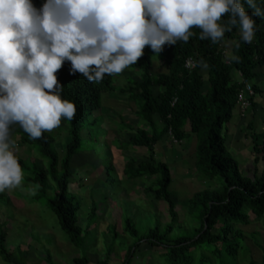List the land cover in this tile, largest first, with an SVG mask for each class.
<instances>
[{
    "label": "trees",
    "instance_id": "obj_1",
    "mask_svg": "<svg viewBox=\"0 0 264 264\" xmlns=\"http://www.w3.org/2000/svg\"><path fill=\"white\" fill-rule=\"evenodd\" d=\"M33 2L39 7L43 0ZM256 20L258 29L254 40L250 44L241 42L238 49L233 43L239 39L237 30L226 33L224 42L214 44L210 39L200 40L198 28L193 29L197 35L187 43L180 41L176 45H165L160 54H154L146 46L137 64L126 68L132 71L125 76L126 89L115 85L118 74L106 75L103 81L97 83L82 74H70V62L63 64L57 71L63 86L62 97L75 102L77 112L71 121L61 119L65 126V141L68 142L61 145L60 151L53 131H44L41 138L33 139L19 126L14 127L13 133L18 135L21 143L36 150L40 157L33 165L31 175L23 182L32 184L36 190L32 198L43 200L56 216L70 243L81 250L82 255L74 258L72 264H112L108 260L112 254L110 247L104 259L95 263L87 256L86 241L93 226L98 223V207L92 200L84 232L78 218L81 202L71 191L70 180L75 171V155L82 153L85 161L94 156L92 153L98 136L92 133L89 126L94 125L95 113L103 108L102 95L113 93L127 95L135 104L136 116L149 129H137L129 134V140L134 146L144 148L147 156L141 161L129 160L124 165V175L129 180L154 177L155 189L150 188L149 191L153 192L156 200L166 203L170 216L166 227L163 228L156 220L154 227L144 235L139 233L131 219L126 218L123 230L133 242L127 248L122 264H130L141 244L160 248L158 264L163 260L166 264H255L248 258L247 246L242 248L245 235L237 226H248L253 217L260 222L264 232V171L259 172L256 166L260 161L264 162V144L259 143L264 141V132L257 133L252 122L247 124L255 166L250 173H246L248 176L243 175L237 161L227 151L222 134L232 119L233 108H239L238 94L245 83L251 87L252 95H247L249 108L239 111L241 116H246L248 111L254 114L257 111L256 100L264 93V19L257 17ZM233 52L241 58L238 63L228 60ZM189 58L207 61L209 67L205 69L206 74L202 75L203 69L199 66L187 70L185 61ZM154 60L160 69L156 73L153 72ZM205 78L208 85L206 92L203 89ZM57 129L61 133L60 128ZM164 135L176 143L194 137L195 170L215 185L196 193L189 200V211L195 212L193 224L184 235L172 238V224L177 223L176 203L169 190L172 173L166 163L156 159L155 153V146ZM124 147L125 150L128 148L125 144ZM19 162L26 170L25 162L21 158ZM216 181L221 182L220 188ZM49 190L54 192L53 197L47 195ZM0 198H4L2 193ZM108 229L114 241L118 234L114 226L109 225ZM255 236L252 235L253 238ZM5 243L6 234L0 228L2 261L6 264H26L25 258L9 251ZM241 249L244 256L240 255ZM262 252L260 264H264ZM46 262L54 264L47 251Z\"/></svg>",
    "mask_w": 264,
    "mask_h": 264
},
{
    "label": "clouds",
    "instance_id": "obj_2",
    "mask_svg": "<svg viewBox=\"0 0 264 264\" xmlns=\"http://www.w3.org/2000/svg\"><path fill=\"white\" fill-rule=\"evenodd\" d=\"M257 17L264 19V0H43L39 7L0 0V193L24 180L14 127L38 139L62 118H75L76 104L62 97L57 77L63 64L99 83L137 64L146 46L160 54L165 45L187 43L194 28L214 44L233 30L235 48L250 44ZM240 59L234 52L228 57ZM189 64L209 67L202 58Z\"/></svg>",
    "mask_w": 264,
    "mask_h": 264
},
{
    "label": "rangeland",
    "instance_id": "obj_3",
    "mask_svg": "<svg viewBox=\"0 0 264 264\" xmlns=\"http://www.w3.org/2000/svg\"><path fill=\"white\" fill-rule=\"evenodd\" d=\"M153 63V72L156 73L160 69L156 60ZM131 72L130 69H125L123 73L118 74L115 85L126 89L128 86L125 76ZM206 72L203 69L202 75ZM204 81L203 89L206 92L207 79ZM256 101L257 111L255 110L254 114L248 111L246 116H241L238 106L234 107L232 119L222 134L227 151L237 161L244 176H248L246 173H250L255 167L247 124L252 122L257 133L264 132V93ZM102 107L100 112L95 113L94 125L89 126L92 133L98 136V143L95 142L96 148L92 153L94 156L85 161L82 159V153L75 155V171L70 186L81 202L78 218L84 232L91 201L98 207V223L93 226L86 241L87 256L95 263L98 259H104L110 247L112 254L108 258L109 262L122 264L125 252L133 242L123 230L124 220L131 219L139 233L144 235L154 227L156 220L160 221L163 228L166 227L170 216L166 203L156 200L153 192L149 191L150 188L155 189L154 177L129 180L124 175V165L129 160L141 161L147 156L144 148L134 146L129 140V134L135 133L137 129L147 128L136 116L135 104L127 95L113 93L102 95ZM156 124L159 125L158 122ZM57 128L49 132L57 136L60 151L61 145L64 146L68 140L65 141L64 137L65 126L62 123L59 126L61 133ZM12 139L15 141L13 148L16 155L26 164V178L31 175L33 165L38 163L40 157L36 150L21 143L15 132H12ZM195 143L194 137L176 143L164 135L155 146L156 159L169 166L173 179L169 190L176 203L177 223L172 224L170 238L184 235L187 228L193 224L195 212L189 211V200L196 193L215 186L195 170ZM259 143L263 145L264 141ZM124 144L128 147L126 150L123 149ZM256 166L259 172L264 171V162L260 161ZM216 182L220 188L221 182ZM35 194L36 190L32 184L24 182L21 187L2 193L4 198H0V228L6 234V247L16 255H22L26 264H48L46 251L50 253L54 264H72L74 258L82 255L81 250L70 243L67 234L60 229L56 216L43 200L32 198ZM47 195L53 197L54 192L49 190ZM109 225L114 226L118 234L114 241L108 229ZM260 226V222L253 217L248 226H237L245 235L242 248L243 245L247 246L250 253L248 258L255 264L261 263L262 250L264 251V232ZM253 234L256 235L255 238L252 237ZM159 251L160 248L141 244L130 264H158ZM240 255L244 256L242 249ZM0 264H6L1 257ZM161 264H166V261L163 260Z\"/></svg>",
    "mask_w": 264,
    "mask_h": 264
},
{
    "label": "built area",
    "instance_id": "obj_4",
    "mask_svg": "<svg viewBox=\"0 0 264 264\" xmlns=\"http://www.w3.org/2000/svg\"><path fill=\"white\" fill-rule=\"evenodd\" d=\"M189 61H193V60L191 58H189V59H187L185 61V68L187 70H191L194 67V66H190ZM247 95L248 96H251L252 95L251 87L248 84H246L244 86V88L240 90V92L238 94V101H237V103L239 105V110L241 112H244L245 109L249 107L250 102L248 101Z\"/></svg>",
    "mask_w": 264,
    "mask_h": 264
}]
</instances>
